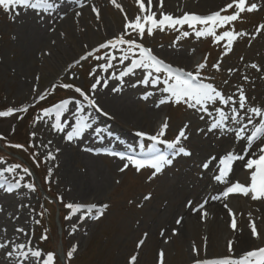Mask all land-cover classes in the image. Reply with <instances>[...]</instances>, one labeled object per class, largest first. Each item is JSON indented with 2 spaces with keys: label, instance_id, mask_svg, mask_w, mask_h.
<instances>
[{
  "label": "rangeland",
  "instance_id": "1",
  "mask_svg": "<svg viewBox=\"0 0 264 264\" xmlns=\"http://www.w3.org/2000/svg\"><path fill=\"white\" fill-rule=\"evenodd\" d=\"M144 2L147 4V0ZM116 3L123 7V12L117 9L111 0H98L94 6L99 9V20H97L96 14L89 10L83 17L80 16L74 23L72 22L66 30L57 32L55 41L51 43H45L38 36L23 42L18 36V22L10 21L5 14L0 12V111L7 108H28L26 113L17 111L10 117H0V136L6 138L0 140V158L9 163L22 164V161L17 157L7 154L3 147L10 148L6 145L8 141L12 142L11 144L27 145L29 152L13 148L15 151L12 153H18L20 157L23 156L30 165V168H27L32 175L25 176L24 182H32L37 185L35 193H28L26 189H22L15 198L6 196L0 190V203H3L8 211H14V206L21 201L30 204V209L21 210V219L17 223L34 231L33 242L42 249L59 251L66 250L70 244H78V253L72 260L74 264H127L130 256L137 253V264H158V253L161 250L165 254L164 264H193L194 259L225 257L228 255L229 240L235 242L243 234L252 237L250 222H254L253 219H257L254 223L257 226L260 239L252 238V245L248 248L264 246V219L253 216L251 204L240 202L239 209L234 211L237 221L236 231L230 228L232 218L229 223L226 221L222 226L219 225L218 218L212 220L208 218L201 224L186 222L184 228H182V224H176L178 218L182 217L184 220L183 215L186 210L184 203L189 190L192 189L194 192L197 188L200 191L205 186L204 181L197 179L199 169L193 160L178 158L172 168L166 169L164 173L150 182L147 180L151 174L150 169H145L138 174L133 168H129L126 172L121 173L119 167L122 166V163H117L120 160L110 159L104 153L94 155L82 151L75 157L76 159L69 158L68 168L64 170L62 153L67 155L70 152H56L57 148H61L60 140L53 141L52 131L43 121L36 122L34 126V121L43 108L77 95L72 90H65L61 87H56L53 90V85L72 83L87 89L91 82L90 70L96 68L97 64L103 63V61L98 62L90 58L88 61L82 62L81 65L71 67V70H69V66L73 65L74 61L84 55L87 50L119 35L123 31L125 13L129 19H132L139 12L136 0H116ZM153 5L156 6L154 2ZM184 11L185 13H196L193 9ZM55 14L53 19L56 18ZM180 16L181 14L175 17ZM262 19H264V12L253 14L247 16L243 22H235V28L238 31L252 32L254 26ZM51 23L52 20L48 22L47 26L37 24L45 33ZM183 31H188L190 35L187 38L182 37L180 32ZM178 37V42L174 44ZM143 43L174 67H182L187 70H192L197 63L203 61L205 56H208V64L211 66L218 60L222 51L221 47L213 44L210 38L197 39L193 29L188 28L187 25L179 32L157 30L151 37L146 35ZM85 45L88 46L87 49L84 47ZM45 53L50 54L46 55ZM241 56L245 58V62H262L264 59V35L253 41L251 46H249L248 38L238 40L234 45L233 52L224 57L222 72L215 74L217 82L226 76V71L223 70L229 67L240 66L241 71H244L240 61ZM114 63H116V67L110 71L118 73L123 65L118 62ZM73 74H75V78H73ZM100 74L104 77L108 75L107 73ZM141 75V71L137 70L134 76L125 78L127 88L122 95L109 94L110 90L98 91L97 101L109 113V116L96 113L101 120H108V122L114 120L111 108L114 103L122 102L123 99L120 96L124 97V95L128 97V100L122 105V110L140 116L142 113L151 114V107H148L144 102L140 103L138 96L154 91V89L143 86L131 87V84ZM37 77H39L38 80ZM33 88L37 90L35 93L32 91ZM39 93L45 95L43 101L34 99ZM155 94L154 104L157 105L160 93L156 92ZM84 106L90 112V107L86 102H84ZM159 108L157 119L147 126L137 125L130 130V133L144 131L152 134L165 118H169L170 127L165 138L172 139L177 129L190 118L189 112L183 108H176L172 105H162ZM36 112L38 113L36 114ZM33 132L36 133L35 139L31 135ZM126 135L133 143L137 142L135 136ZM49 140L53 142L52 145L49 148L42 147ZM148 142H138L134 145L132 143L128 149L139 154L140 144L145 145L146 151ZM89 147L93 146L90 144ZM192 147L198 153L196 159L199 158V155L205 154L203 152L212 150L209 147L208 139L200 140L195 136L192 138ZM83 148L86 147L83 145ZM48 151L53 152L56 156L55 160L46 159ZM30 153H33V156ZM71 153L76 154V145L72 146ZM85 163L92 164L102 173L101 177H104L102 178L104 187L100 191L96 203L98 205L107 203L110 207L100 220H96L93 215L89 214L87 219L80 222L78 231L69 236L70 222L63 219L66 210L56 198L58 195H63L66 202L92 203L88 197L76 193L70 182L72 179L67 175L68 172H71L74 176H81L83 172L88 171V166ZM22 166L26 167L23 164ZM50 168L52 169L51 182L47 183L46 177ZM20 174L23 175V173ZM100 181L101 179H97L94 184L101 183ZM47 194L53 200H47ZM148 194H151V199L145 201L143 197ZM33 209L34 212L31 211ZM41 211H44L43 217L35 215ZM33 216L41 219L39 225L35 224ZM246 227H248L247 230ZM9 228L11 233V225ZM45 228L48 229L49 240L41 242L39 237ZM173 230L177 232V235L172 234ZM145 232L148 234L146 242L137 249L136 244ZM162 232L163 235H161ZM237 232L241 233V236L238 237ZM23 239L21 237V240ZM194 247L199 251L198 257L194 256L192 252ZM233 248L235 249V243Z\"/></svg>",
  "mask_w": 264,
  "mask_h": 264
},
{
  "label": "snow or ice",
  "instance_id": "2",
  "mask_svg": "<svg viewBox=\"0 0 264 264\" xmlns=\"http://www.w3.org/2000/svg\"><path fill=\"white\" fill-rule=\"evenodd\" d=\"M111 3L121 12L124 11L116 0H111ZM136 4L139 9L138 14L129 19L125 13L123 31L119 35L87 50L84 55L74 61L73 65L69 66L71 70V67L81 65L90 58L98 62L103 61L90 70L91 82L88 88L85 89L83 86H76L72 83L53 85V90L61 87L65 90H72L77 95L43 108L36 117L34 126L36 122L43 121L48 125L49 130L56 133L65 144L69 146L75 144L85 136L89 129H92L89 116L85 115L84 102L96 113L109 116L107 110L97 101L98 91L109 89V81L112 80L119 83L112 86L110 91L119 93L125 86V78L134 76L136 71L140 70L141 77L132 83L131 87L143 86L154 89V91L146 92L142 96L143 100H148L150 96L158 92L160 98L157 107L172 105L176 108H183L189 112L190 118L177 129L172 139L165 138L170 127L169 118H165L152 134L137 131V137L151 142L146 151L145 145H140V158L115 151L104 153L123 161L119 171L123 173L133 168L139 174L145 169H150L151 174L147 177L150 182L164 173L166 169L172 168L178 158H188L193 160L199 169L198 180L207 178L216 185L224 186L223 199L233 194H240L245 197L250 196L254 201L264 200V91L258 93L256 86L257 79L264 81V62H245V58L241 56L240 61L244 71H241L240 66L229 67L223 70L226 71V76L222 77L219 82L215 75L222 72L224 57L233 52L238 40L248 38L249 46H251L253 41L264 35V19L254 26L252 32L238 31L235 28V22H243L247 16L264 12V0H225L218 10L208 14L186 12L180 17H174L163 11H159V16H157V12L153 11V0H147V4L144 0H136ZM80 7L83 8L84 3L81 2ZM163 7L164 0H158V9ZM29 10L35 14L41 26H47L50 20L55 22L53 16L57 12V5L53 0H0V12L12 22H15L22 12ZM91 10L99 20V9L92 6ZM75 15L80 17L82 12H76ZM59 19L62 20L64 17L60 16ZM185 25L193 29L197 39L210 38L213 44L221 47L220 57L211 66L208 64V56H205L203 61L197 63L192 70L174 67L143 43L146 35L151 37L157 30L179 32ZM49 30L55 31V28ZM180 35L187 38L190 33L183 31ZM178 40L179 37L174 44ZM84 47L87 49L88 46ZM114 62L123 65L118 73L110 71L116 67ZM100 73L108 75L104 77ZM36 79L38 80L39 77ZM32 91L35 93L37 90L33 88ZM34 99L43 101L45 95L39 93ZM17 111L26 113L28 108H7L0 111V117H10ZM69 116L72 117L71 120ZM194 124L195 127H193ZM31 135L35 139L36 133L33 132ZM193 136L200 140L208 139L212 150L199 155L196 159L198 153L192 147ZM4 139H6L4 136H0V140ZM52 143L49 140L42 147L49 148ZM161 145L168 151L164 152ZM7 146L16 149L24 148L21 144H8ZM82 150L94 155L101 154L91 147ZM59 151L60 149L57 148L56 152L59 153ZM46 159L55 160L56 156L52 151H48ZM237 165L247 174L246 183L231 179ZM31 175L29 168L23 167L22 164L9 163L0 158V190L6 196L15 198L22 189H26L28 193H35L37 185L24 182L25 176ZM51 175L52 169L50 168L46 177L47 183L51 182ZM220 198L212 197V199ZM56 199L66 210L63 219L70 222L69 236L78 231L80 222L87 219L89 214L93 215L96 220H100L110 207L107 203L98 205L77 201L66 202L63 195H58ZM143 199L150 200L151 194L145 195ZM207 203L206 198L194 206V201L189 199L186 200L185 206L199 213L203 220L208 216L205 210ZM224 206L228 207L227 204ZM14 208V211H8L6 206L0 203V264H69L75 258L79 250L78 244H70L66 250L59 251L45 250L37 246L32 238L34 231L17 223L21 219V210L30 209V204L21 201ZM35 215L43 217L44 211ZM229 215L232 217L230 228L236 231L237 221L231 209H229ZM32 219L36 225L41 223V219L35 216ZM182 219V217L178 218L176 224L180 225ZM250 232L253 239H260L254 222H250ZM172 234L177 235V232L173 230ZM147 235L145 232L138 240L137 249L145 244ZM21 237L24 239L21 240ZM39 240L41 242L49 240L47 228L43 230ZM234 243L232 240L228 241L227 256L215 259H194L193 264H264V246L248 248L236 254L233 248ZM192 252L194 256H199V251L195 247ZM164 255L162 250L158 253V264H164ZM137 259L138 253L133 254L127 264H137Z\"/></svg>",
  "mask_w": 264,
  "mask_h": 264
},
{
  "label": "bare ground",
  "instance_id": "3",
  "mask_svg": "<svg viewBox=\"0 0 264 264\" xmlns=\"http://www.w3.org/2000/svg\"><path fill=\"white\" fill-rule=\"evenodd\" d=\"M53 2L57 5V12L55 14L56 18L54 19L55 22L51 23L50 27H48L45 33L38 26V20L31 10L21 13V16L16 20L19 24V27L17 28L20 40L26 42V40L38 36L41 37V39H43L45 43H51L55 41V35L57 34V32H63L69 27L72 22L74 23V21L77 20L78 17H76L75 15L76 12H82L81 17H83L86 13H88L89 10H91L92 6H94L98 2V0H53ZM81 2L84 3L83 8L80 7ZM153 2L156 4V6L153 7V11L157 12V16H159V11H163L164 13L171 14L175 17L180 14L182 16L185 13L184 10L186 9H193L197 14L210 13L212 11L218 10V8L225 3V0H164V7L162 9H158V0H153ZM180 3L183 4L181 5ZM60 16H63L64 19H59ZM50 28H55V31L49 30ZM262 62H264V59L262 60ZM118 83V81L115 82L110 80L109 89L103 90H110L112 86L117 85ZM256 86L258 89V93L264 91V81H260L259 79H257ZM125 88H127L126 83L123 90L119 92L118 95H122L124 90H126ZM112 93L113 92H109V94ZM143 95L138 96L139 102H144L148 105V107H151L152 112L150 115L148 113H142V115L140 116L132 112L122 110V105L128 100V97L126 95H124V97L120 96L123 99L122 102H116L114 103V105L112 104L113 107L111 109L113 112L112 115L114 116V120H112V122H108L107 119V121L101 120L96 112L91 108L90 112L86 110L85 115L89 116V122L92 124V129H89L81 140L73 144L76 145L75 155L71 153L73 145L69 146L65 144L56 133L52 132L53 141H56L57 139L60 140V151L64 153L70 152V154L67 155L62 153L64 170L68 168L69 158H75L77 155H79V153H82V149H84L83 145L85 147H89L91 144L93 146L92 148L98 150L100 153L105 152L104 150H111L120 153L122 151H126L125 149L130 148L131 144L133 143V141L130 140V137H127L128 135L126 134H129V136H135L138 139H136L137 142L135 143H141V138L137 137L136 133H130V130H132L139 124H144L145 126H147V124H151L153 120L157 119V117L159 116L158 112L160 109L159 107H157V105L154 104L156 101V94L150 96L148 100H143ZM69 119L71 120L72 117L69 116ZM97 132H99V136H97ZM135 143H133V145ZM108 158L119 160L116 159V157L111 158L108 156ZM117 163L123 164V161H117ZM85 164L88 166V171L83 172L81 176H74V174H72L71 172H68L67 175L72 179L70 182L72 183V186L76 193H79L81 196H86L92 203H96L97 198L100 195V191L104 187V181H102V178L104 177H101L102 173L92 164ZM97 179H101V183L94 184V181H96ZM231 179L233 181L239 180L242 183H246L247 174L239 167V165H237L235 166V171ZM202 181H204L205 184L202 190L199 191L197 188H195V191L193 192V190L191 189L186 194L187 196H185L187 200L191 199L192 201H194V206L207 198L208 203L205 206V210L208 212V216L207 218L202 220L199 213H195L185 206L186 210L183 215L184 220H182L181 223L182 228L185 227L186 222H196L198 224H201L207 221L208 218L211 220L213 218H218V220H220V223L218 222L220 226H222V224H225L226 221L229 223L230 218H232L229 215V209H231L232 213L235 214V210L239 209L238 204H240V202H243L244 204H251L253 207V209H251L253 216H257L258 219H264V200L254 201L250 198V196L245 197L240 194H233L230 195L227 199H223V185H216L214 182H210L207 178L203 179ZM214 196H218L221 198L212 199V197ZM239 198H241L242 200H240ZM225 204H227V208L224 206ZM218 220L215 221L217 222ZM253 220L254 222L257 221V219ZM247 229L248 227H246V230ZM236 235H238L239 237L241 236V233L237 232ZM251 245L252 237H249L247 234H243L240 239L235 240L234 251L236 253H239L243 250H246Z\"/></svg>",
  "mask_w": 264,
  "mask_h": 264
},
{
  "label": "trees",
  "instance_id": "4",
  "mask_svg": "<svg viewBox=\"0 0 264 264\" xmlns=\"http://www.w3.org/2000/svg\"><path fill=\"white\" fill-rule=\"evenodd\" d=\"M11 143H12V142H11ZM11 143H8V144H11ZM23 149H24V150L28 149V146H27V145H26V146L24 145V148H23ZM23 149H21V150H23ZM7 152L11 153V152L8 151V150H7ZM30 155L33 156V153H30ZM47 195H48V194H47ZM69 264H74V262L71 261Z\"/></svg>",
  "mask_w": 264,
  "mask_h": 264
}]
</instances>
